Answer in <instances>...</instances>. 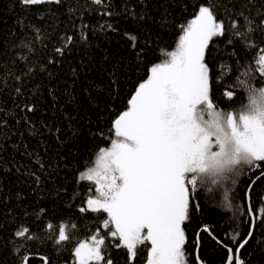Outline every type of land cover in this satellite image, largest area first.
<instances>
[{
	"label": "trees",
	"instance_id": "1",
	"mask_svg": "<svg viewBox=\"0 0 264 264\" xmlns=\"http://www.w3.org/2000/svg\"><path fill=\"white\" fill-rule=\"evenodd\" d=\"M205 2L227 5L229 12L244 11L256 25L264 12V0L251 4L247 0H103L100 5L93 0H61L32 6L0 0V264H20L24 256L27 264H76L78 243L98 230L106 232L101 228L106 214L79 211L95 190L92 182L79 180L80 173L93 167L99 148L110 146L115 138L113 120L127 108L148 70L175 49L180 26ZM217 11L230 24L225 8ZM125 33L137 37L135 47ZM68 36L73 42L63 55L56 53L54 49L63 48ZM252 40L255 47L247 50L228 45L224 37L215 40L216 59L209 57L212 96L222 110L247 102L243 87L232 89L233 99L224 96L237 76L252 88L264 87V77L253 63L254 56L263 53L264 33H253ZM234 48L236 55L231 54ZM221 65H228L223 77ZM25 105L34 111L24 110ZM262 170L245 165L234 185L231 179L221 180L200 190V211L185 226L188 264H198L197 256L202 264H226L228 252L212 236L235 250L228 235L239 233L237 239L246 235L248 207H264V177L252 190L248 188ZM256 223L255 238L241 250L246 264H264V223ZM61 224L68 226L71 238L57 244ZM22 225L34 239L14 235ZM204 226L211 235L201 231ZM148 247L140 246L132 264H146ZM107 255L115 264H128L123 249L109 247Z\"/></svg>",
	"mask_w": 264,
	"mask_h": 264
},
{
	"label": "snow or ice",
	"instance_id": "2",
	"mask_svg": "<svg viewBox=\"0 0 264 264\" xmlns=\"http://www.w3.org/2000/svg\"><path fill=\"white\" fill-rule=\"evenodd\" d=\"M18 2L32 6L59 4L61 0ZM93 2L100 5L103 0ZM247 3L251 4L252 0ZM220 7L225 8L230 24L219 17L217 9ZM227 7L201 3L192 18L180 26L175 49L165 52L166 58L148 70L147 79L135 88L126 110L113 120L115 138L110 146L99 148L94 166L80 173L79 180L92 182L95 190L79 211L106 214L101 220V228L106 232L102 234L98 230L78 243L74 249L76 264H115L107 255L109 247L125 250L128 264H132L140 246L146 244H150L147 264H188L185 226L200 211L197 202L200 190L208 184L217 185L221 180L231 179L234 185L235 177L245 165L249 170L264 168V87L252 88L237 76L236 83L229 86L224 96L233 99L232 89L243 87L247 89V102L234 110H222L213 100V70L209 62V57L216 59L212 54L219 37H224L228 45L239 44L244 50L255 47L252 34L264 33V12L260 13L256 25L244 11L229 12ZM105 14L111 15L107 11ZM239 18L245 22L243 25ZM125 36L135 47L137 37L131 33ZM66 41L63 48L56 47L54 51L63 55L73 37L68 36ZM25 47L31 51L28 45ZM231 54L236 55L235 48ZM253 63L264 77V54L257 53ZM221 67L223 77L228 65ZM31 71L27 69L28 73ZM20 79L17 75L16 80ZM15 91L17 95L21 93L19 87ZM24 110L32 112L34 108L25 105ZM261 177L264 170L248 185L249 190ZM261 200L264 201V197ZM246 214L250 217L247 234L239 239V233L228 235L235 250L212 236L227 250L226 264H246L241 250L255 238L256 222L264 223V207L249 206ZM47 227L52 229L53 225ZM201 231L211 235L207 226ZM14 235L25 241L34 239L29 228L23 225ZM57 235V244L71 238L65 224L58 227ZM199 241L200 231L196 233L197 249ZM27 261L28 257L24 256L20 264ZM197 262L202 264L199 256Z\"/></svg>",
	"mask_w": 264,
	"mask_h": 264
},
{
	"label": "rangeland",
	"instance_id": "3",
	"mask_svg": "<svg viewBox=\"0 0 264 264\" xmlns=\"http://www.w3.org/2000/svg\"><path fill=\"white\" fill-rule=\"evenodd\" d=\"M262 54H264V52L262 53ZM149 75V74H148ZM147 79V78H146ZM126 110V109H125ZM94 166V165H93ZM78 246V245H77ZM74 260H75V256H74ZM76 261V260H75ZM146 264H147V262H146Z\"/></svg>",
	"mask_w": 264,
	"mask_h": 264
},
{
	"label": "bare ground",
	"instance_id": "4",
	"mask_svg": "<svg viewBox=\"0 0 264 264\" xmlns=\"http://www.w3.org/2000/svg\"><path fill=\"white\" fill-rule=\"evenodd\" d=\"M247 201V200H246Z\"/></svg>",
	"mask_w": 264,
	"mask_h": 264
}]
</instances>
